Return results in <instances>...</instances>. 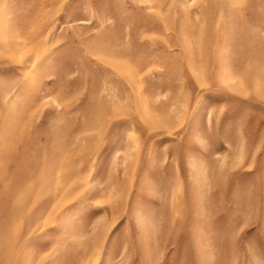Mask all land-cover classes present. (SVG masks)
<instances>
[{"label":"rangeland","instance_id":"1","mask_svg":"<svg viewBox=\"0 0 264 264\" xmlns=\"http://www.w3.org/2000/svg\"><path fill=\"white\" fill-rule=\"evenodd\" d=\"M0 264H264V0H0Z\"/></svg>","mask_w":264,"mask_h":264}]
</instances>
